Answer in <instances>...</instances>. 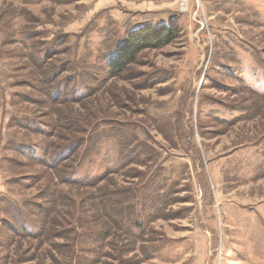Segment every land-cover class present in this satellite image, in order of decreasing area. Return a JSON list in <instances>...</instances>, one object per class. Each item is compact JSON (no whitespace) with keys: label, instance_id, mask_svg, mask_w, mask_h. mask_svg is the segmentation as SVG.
I'll return each instance as SVG.
<instances>
[{"label":"rangeland","instance_id":"374dc122","mask_svg":"<svg viewBox=\"0 0 264 264\" xmlns=\"http://www.w3.org/2000/svg\"><path fill=\"white\" fill-rule=\"evenodd\" d=\"M0 264H264V0H0Z\"/></svg>","mask_w":264,"mask_h":264},{"label":"trees","instance_id":"16d2710c","mask_svg":"<svg viewBox=\"0 0 264 264\" xmlns=\"http://www.w3.org/2000/svg\"><path fill=\"white\" fill-rule=\"evenodd\" d=\"M177 37L175 24H161L158 26H147L138 28L128 34L127 38L121 42L115 53L108 60V74L112 78L119 77L125 69L135 63L138 55L145 50H155L171 44ZM77 144L75 143L74 146ZM73 146V147H74ZM64 151L71 150L72 145L66 146ZM65 147V148H66ZM59 151H62V150ZM58 151V152H59ZM60 155V153L58 154ZM43 230L32 238H40Z\"/></svg>","mask_w":264,"mask_h":264}]
</instances>
